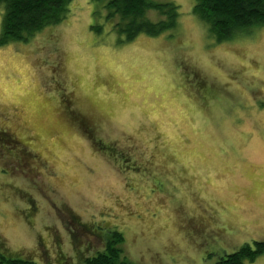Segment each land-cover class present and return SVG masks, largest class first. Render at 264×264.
<instances>
[{
    "label": "rangeland",
    "instance_id": "374dc122",
    "mask_svg": "<svg viewBox=\"0 0 264 264\" xmlns=\"http://www.w3.org/2000/svg\"><path fill=\"white\" fill-rule=\"evenodd\" d=\"M152 1L179 6L157 35L127 41L109 0H72L0 44V129L19 141L4 146L31 160L0 167V261L86 264L114 231L134 264H216L264 240V23L222 37L198 0ZM64 203L91 234L72 235Z\"/></svg>",
    "mask_w": 264,
    "mask_h": 264
},
{
    "label": "trees",
    "instance_id": "16d2710c",
    "mask_svg": "<svg viewBox=\"0 0 264 264\" xmlns=\"http://www.w3.org/2000/svg\"><path fill=\"white\" fill-rule=\"evenodd\" d=\"M72 0H0V8L6 9L4 15V24L2 34L0 37V44L8 41H22L26 40L28 36H32L35 32L41 31L49 24H59L63 22L69 14L68 5ZM110 7H115V11L121 13V19L130 22L128 31L130 32L127 41H132L140 33L148 35H157L164 29L174 27L176 17L179 15V6L174 3H166L156 5L152 0H109ZM196 13L210 26V30L214 29L220 32L222 37L234 34L237 30L243 27H249L253 24L264 23V0H198L196 4ZM150 8H158L159 12L167 14L171 21L152 22L148 19L145 11ZM6 35V38H5ZM209 89V85L205 81L199 80V91ZM6 117V116H5ZM76 118L77 125L84 127L86 123ZM4 119L3 114H0V124ZM7 119V117H6ZM5 128V127H3ZM92 126L90 127V130ZM5 129H0V167L5 165L10 166L11 163L23 161V164H29L31 160L19 156V154L9 153L5 148V144L9 141L11 144L13 140H9V133L3 132ZM26 130L24 127H15L14 131L22 134ZM29 134L26 132L25 136ZM100 143V142H99ZM5 155H9L8 157ZM4 161V162H2ZM4 172H9L6 168L2 169ZM14 171V170H13ZM17 174H23L27 178L33 179L40 176V172L35 173H22L14 171ZM61 207V217L66 221L65 224L68 228H74L72 235L75 237L80 236L86 224H84L80 217L73 213L66 203ZM59 207V208H60ZM60 215V214H59ZM91 234L92 229L90 226L86 231ZM105 242V250L98 252L95 256L87 258L86 264H134L124 254L122 250V242L124 241L123 235L118 232H112V239L106 240V236H101ZM264 254V240L255 241L253 245L247 244L234 253L225 255L216 264H251L259 256ZM1 263L7 262L9 264H35L28 260L23 261L20 259H4Z\"/></svg>",
    "mask_w": 264,
    "mask_h": 264
},
{
    "label": "flooded vegetation",
    "instance_id": "af4514ba",
    "mask_svg": "<svg viewBox=\"0 0 264 264\" xmlns=\"http://www.w3.org/2000/svg\"><path fill=\"white\" fill-rule=\"evenodd\" d=\"M200 92H201V91H200ZM201 94L203 95V98H204V97H205V93H204V92H201ZM42 165H44L43 162H42ZM66 229H67V228H66ZM97 237H98V239H99L101 245H102V246H105V242H104V240L101 238V236H98V235H97Z\"/></svg>",
    "mask_w": 264,
    "mask_h": 264
},
{
    "label": "crops",
    "instance_id": "0c3cea01",
    "mask_svg": "<svg viewBox=\"0 0 264 264\" xmlns=\"http://www.w3.org/2000/svg\"><path fill=\"white\" fill-rule=\"evenodd\" d=\"M223 250H225V254H231L233 253L232 249L228 246H222L221 247Z\"/></svg>",
    "mask_w": 264,
    "mask_h": 264
}]
</instances>
